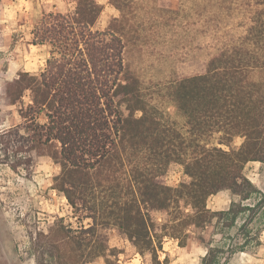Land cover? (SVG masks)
<instances>
[{"label": "trees", "instance_id": "obj_1", "mask_svg": "<svg viewBox=\"0 0 264 264\" xmlns=\"http://www.w3.org/2000/svg\"><path fill=\"white\" fill-rule=\"evenodd\" d=\"M66 1L71 12L43 14L34 26L31 44L47 46L49 57L38 74L20 72L8 84V104L17 107L20 123L0 130V165L30 173L33 154L45 152L60 168L52 188L77 220L91 221L75 230L56 224L53 245L42 235L46 249L38 264L61 261L58 245L71 247L76 264L106 257L103 228L116 229L136 253L149 255L148 264H170L168 257L160 259L165 238L183 247L191 227L230 214L233 224L245 211L250 225L264 211V195L236 212L235 203L212 212L206 201L223 190L241 201L261 194L243 169L249 162L264 164V0H235L241 34L225 36L200 73L164 86L182 126L150 101L126 69L123 17L99 30L97 0ZM111 1L120 11L128 2ZM214 135L227 147L233 138L243 141L223 149L205 141ZM171 163L183 168L189 182L166 184ZM156 212L165 214L161 224L152 217ZM245 237L235 247L208 248L202 264H219V257L242 251Z\"/></svg>", "mask_w": 264, "mask_h": 264}, {"label": "rangeland", "instance_id": "obj_2", "mask_svg": "<svg viewBox=\"0 0 264 264\" xmlns=\"http://www.w3.org/2000/svg\"><path fill=\"white\" fill-rule=\"evenodd\" d=\"M97 2L102 6V13L95 28L104 30L113 18L123 17L126 69L139 79L150 101L182 126V118L164 97V86L174 79L200 73L209 58L217 53L225 36L241 34L238 14L234 11L235 0H128L121 11L111 0ZM72 9L73 4L66 0H0L1 131L20 122L17 107L8 104V84L20 72L38 74L49 57L47 46L31 44L34 26L43 14L69 13ZM24 100L26 102L27 97ZM40 121L44 122V118L41 117ZM221 140L219 135L205 138L210 146L223 149H237L243 141L239 137L233 138L227 147L220 145ZM59 171V166L45 152L33 154L30 173L22 170L14 173L9 167L0 165V264H38L39 254L46 249L47 240L42 235L49 236L47 242L51 241L53 245V239L57 237L54 232L56 224L62 223L72 230L91 224L88 219L77 220L64 196L52 188L53 178ZM243 174L261 194L251 195L246 202L236 197L235 212L243 204H255L264 195V164L249 162L244 166ZM165 182L170 187H177L189 182V178L179 164L171 163ZM237 215L239 220L233 230L223 228V231L221 225H217L221 223L223 227H230L232 214L221 221L214 218L201 228L191 227L184 245L188 247L184 250L179 249L177 240L165 238L160 259L168 257L170 264H201L199 256L204 244L226 246L228 241L224 239H228L235 247L247 241L246 235L248 253L234 255L229 264H264V233L259 235L264 228V211L250 225L246 222L249 211ZM152 217L157 224L165 220V214L159 212L153 213ZM243 223L245 228L242 229ZM219 232L223 236L216 234ZM99 233L110 252H106V257L94 258L87 264L149 263V255L136 253L116 229L103 228ZM228 234L232 236L228 237ZM58 248L62 260H52L51 264H76L70 257L73 255L70 246L58 245ZM226 257H219V264H223Z\"/></svg>", "mask_w": 264, "mask_h": 264}, {"label": "crops", "instance_id": "obj_3", "mask_svg": "<svg viewBox=\"0 0 264 264\" xmlns=\"http://www.w3.org/2000/svg\"><path fill=\"white\" fill-rule=\"evenodd\" d=\"M20 123V122H19ZM18 125V124H17ZM238 197L230 192H228V190H223V191H220V192H217L216 194L214 195H211V198L209 199V202H208V205L207 208L212 211V212H221V211H228L230 209V207L232 206V204H234L236 202L235 198ZM249 199L247 200H243L242 202H246L248 201ZM244 205V204H243ZM249 207H252L253 205H247ZM238 220L239 218L237 217L235 219V221L233 222V224L230 226V227H223V225L221 223H218L215 222L217 225H221V229L223 230V228L225 230H233L236 228V224L238 223ZM254 221V220H253ZM224 231V230H223ZM222 231V233H223ZM238 230L236 229V232ZM221 232L219 233H216V234H219L221 236H223ZM262 233H264V228H262L260 231H259V235H261ZM232 235L228 234V237H231ZM226 241H228V244H223L224 247H228L229 242L230 240L228 239H224ZM258 240H259V237H258ZM241 244V243H239ZM188 245H186L185 247H181L179 249H182L184 250L185 248H187ZM213 248L215 247L212 243H209V245H205L204 244V247H203V253L199 256V260L202 264V259L206 256L207 252H208V248ZM247 245L244 246V248L242 249V251H236L234 253H231L230 255L227 256V258L224 260V264H229L230 263V260L233 258L234 255L236 254H247Z\"/></svg>", "mask_w": 264, "mask_h": 264}]
</instances>
